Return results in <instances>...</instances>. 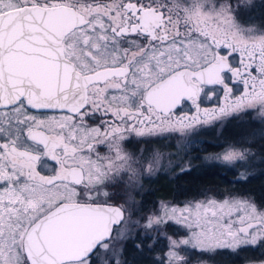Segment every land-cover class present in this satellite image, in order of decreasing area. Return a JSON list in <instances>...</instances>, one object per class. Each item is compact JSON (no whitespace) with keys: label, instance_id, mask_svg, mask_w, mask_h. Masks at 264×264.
<instances>
[{"label":"snow or ice","instance_id":"snow-or-ice-1","mask_svg":"<svg viewBox=\"0 0 264 264\" xmlns=\"http://www.w3.org/2000/svg\"><path fill=\"white\" fill-rule=\"evenodd\" d=\"M161 90L174 93L164 107ZM258 109L264 36L241 35L226 0H0V264H212L225 251L264 264V196L203 189L133 210L97 155L113 134L182 133L187 150L211 132L212 151L181 170L247 166L244 182L264 175V120L223 128ZM65 206L104 218L70 254L52 229Z\"/></svg>","mask_w":264,"mask_h":264},{"label":"rangeland","instance_id":"rangeland-1","mask_svg":"<svg viewBox=\"0 0 264 264\" xmlns=\"http://www.w3.org/2000/svg\"><path fill=\"white\" fill-rule=\"evenodd\" d=\"M183 2L186 6H191L192 0H183ZM226 2L231 5L233 9L235 23L241 30V35H243L246 39L264 36V0H251L250 4H248L246 0H244V2H242V0H226ZM198 3L204 8V10L210 11L213 7L219 8L225 3V0H198ZM177 4H182V0H177ZM246 114H248V112L240 115L245 117ZM252 114L255 119L264 120V115H261V110L259 109L253 110ZM246 124L248 123L241 120H235L234 122L228 124V128L225 124L224 128H227L226 136H243L249 130L245 126ZM224 128L223 131L225 130ZM170 134H172V140H169V148L166 149V151L161 149L156 150L151 145H148V147L143 145L138 154L129 155L128 153L122 151L123 154H118L117 157H112L113 160L110 161V163H106L107 168H110V165H116L117 163H119L120 166L119 170H117L115 174L113 173L112 175L116 178H111L112 180L117 179V185L115 184V187L110 186L113 197H126L124 200L129 201L128 206L134 210L138 206L139 202L133 205V198L141 196L147 191V189L149 190L147 183L151 181V179L155 178L160 173H166V170L171 168L173 169V178H175V176L183 175L189 171L181 170L180 165L182 163L184 164V168L187 169L188 164L186 163V160L188 158H195L196 156L202 157L208 153L203 152V149H205V144L200 143H197L186 150L183 143V140L185 139L184 135L182 133ZM163 136H160V138ZM197 139L201 141L212 142L213 134L208 132ZM159 145H162L161 141H159ZM193 167L195 170L202 169L199 175H203L204 178H206V176L211 177L213 173L220 172L222 175L231 174L232 178L236 180H238L240 172H245L248 170L247 166L233 170H225L223 168L213 167L212 162H205L202 159L195 160L192 168ZM259 174V171H257L255 175L258 176ZM255 175H250L248 180H251V178ZM256 176L255 180H258ZM106 179H108V173ZM113 181L110 182L114 183ZM249 188L254 189L256 192L260 190L259 186H252ZM242 189L244 190V187H242ZM227 193L229 192H221L220 194L216 192L218 196ZM159 202L163 203L166 201L163 200ZM184 202L177 201L170 203L181 205ZM140 205L151 207L153 204L148 203V205H145L141 203ZM212 264L214 263L212 262Z\"/></svg>","mask_w":264,"mask_h":264},{"label":"flooded vegetation","instance_id":"flooded-vegetation-1","mask_svg":"<svg viewBox=\"0 0 264 264\" xmlns=\"http://www.w3.org/2000/svg\"><path fill=\"white\" fill-rule=\"evenodd\" d=\"M252 71L254 75L258 74L255 68H253ZM249 112H251V117H249V115L246 114L244 117V120H241V121H244L247 123L258 121L257 119L253 117V114H252L253 110H249ZM226 127L228 128V124H226ZM171 137H172V134L170 133L165 134L161 138L160 136L159 137L157 136L138 137V136L133 135L130 132L124 133V134H113L112 136H109L107 139H102L101 142L97 145L98 151H99L97 155H100L104 163L106 164L108 162L110 163V161L113 160L112 157H117L118 154H123V152H126L129 155L138 154V152L143 147V145H146L147 147L148 145H151L156 150L161 149V150L166 151V149L169 148V144H168L169 140L170 141L172 140ZM159 141L162 142V145H159ZM119 167H120L119 163H117L116 165H110V168L108 167V179L107 180L109 181L110 186L115 187L117 185L116 184L117 179L116 180L113 179L114 180L113 181L111 178H116L112 175L113 173L115 174L117 170H119ZM193 169L195 170L194 167L191 170ZM172 172H173V169L171 168V169L166 170V173L164 174L160 173L155 178L151 179V181L147 183L149 190L147 189V191L141 196H137L133 198L135 203L139 202L136 208L140 206L143 200L148 201L149 203L153 205L163 200H165L166 202L170 201L173 203L177 201L184 202L185 199L187 198L186 196H183L177 201L173 200V198L171 197L169 188L172 186V183L174 181ZM43 174H47V173H43ZM78 175L79 173L75 172L74 170L73 173H67L64 178L65 179H69V178L75 179V177ZM255 176L252 177L251 180H247L244 182H238V180L232 178L231 180L226 182V185H230L231 189L226 190L224 192H252L256 195L258 199L261 198L262 196H264V179L255 180ZM256 177L263 178L264 175L259 174ZM110 181H113L114 183H111ZM119 181L122 182L121 180ZM215 184L218 186H221L222 182L218 180V181H215ZM202 186L204 185L202 184ZM252 186H259L260 190L256 192L254 189L249 188ZM242 187H244V190L242 189ZM221 192H222L221 190L217 191V193L219 194ZM114 198L116 201L120 202L121 204H124L125 201H127V200H124V198L126 197L121 199V197L115 196ZM127 202L129 203V201ZM212 262L214 264H234V257L228 255L227 252L225 251L224 254L215 256Z\"/></svg>","mask_w":264,"mask_h":264},{"label":"water","instance_id":"water-1","mask_svg":"<svg viewBox=\"0 0 264 264\" xmlns=\"http://www.w3.org/2000/svg\"><path fill=\"white\" fill-rule=\"evenodd\" d=\"M173 94L171 90L157 92L158 106H167ZM103 225L104 218L95 215L77 216L71 207L65 206L59 210L52 229L60 247L70 254L83 243L97 236L102 231Z\"/></svg>","mask_w":264,"mask_h":264},{"label":"trees","instance_id":"trees-1","mask_svg":"<svg viewBox=\"0 0 264 264\" xmlns=\"http://www.w3.org/2000/svg\"><path fill=\"white\" fill-rule=\"evenodd\" d=\"M223 132H225L223 133L224 135L227 134L226 130H224ZM210 151H212L211 142L205 144V149L203 152H210ZM201 170L202 169H198V170L193 169L189 172L184 173L183 175L175 176V178H173L174 181L172 183V186L169 188L173 200L177 201L183 196H185L186 193H191L197 190L209 189L212 192L216 193L218 190L224 192L226 190L231 189L230 185H226V182L232 179L231 174L222 175L220 172L218 173L216 172L213 173L211 177L206 176V178H204L203 175H199ZM257 178L259 180L264 179V177L263 178L257 177ZM218 180L222 182L221 186L215 184V181ZM202 184L204 186H202ZM142 203L148 205L149 202L143 200Z\"/></svg>","mask_w":264,"mask_h":264}]
</instances>
